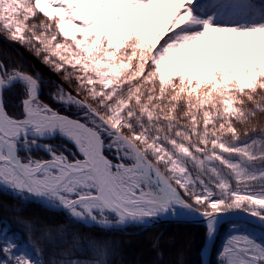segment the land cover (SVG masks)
Instances as JSON below:
<instances>
[{"label": "snow or ice", "instance_id": "1", "mask_svg": "<svg viewBox=\"0 0 264 264\" xmlns=\"http://www.w3.org/2000/svg\"><path fill=\"white\" fill-rule=\"evenodd\" d=\"M0 35L75 93L0 60V189L105 230L238 217L217 264H264V0H0ZM89 248L51 264H109Z\"/></svg>", "mask_w": 264, "mask_h": 264}, {"label": "trees", "instance_id": "2", "mask_svg": "<svg viewBox=\"0 0 264 264\" xmlns=\"http://www.w3.org/2000/svg\"><path fill=\"white\" fill-rule=\"evenodd\" d=\"M0 60L6 64L22 61L30 73H39L43 80L48 82V85L42 90V98L53 107L59 108V105L52 101L49 96V93L53 90L51 87L52 82L62 84L66 90L73 91L67 84H64L60 76L43 65L40 59L19 44L9 42L2 35H0ZM73 94H75L74 91ZM18 103L19 98L16 95L5 93V104L10 111ZM60 110L64 111V109ZM66 114L74 115L75 111L72 110L71 112H66ZM232 224L233 221H228L220 226L213 246L215 248L214 256L216 257H211L210 264H217L218 254L231 234ZM26 225H31V233H29ZM163 234L176 237L188 235L192 239L188 242L186 253H180L175 248L176 257L173 264L202 263L201 249L206 237L204 224L167 222L149 228L127 226L110 230L95 226L85 227L82 224L71 221L63 211L47 209L31 199L27 201L21 200L13 193L0 189V236L6 235L9 239L15 240L21 249L32 252L33 258L42 259L44 264H51L53 259L57 261L65 259L66 257L62 256L61 253L69 251L71 256L67 258L92 259L89 244L93 241L108 248L109 264H127V261L133 262L135 260L136 254H127L124 243L137 242L144 246H149V252L153 254L157 247L160 248L164 245V241H156V238H160ZM77 238L79 240L78 247L85 249L84 254L77 252L74 248V242ZM178 242L180 241L177 240V244ZM33 243L34 247H32ZM154 243L156 247L153 246ZM173 244L175 243L171 242V244H168L166 246L167 249L174 248L175 245L173 246ZM36 248L41 250L39 257L36 256ZM160 252L162 251L160 250ZM158 258L159 261L156 264L166 262L165 257L160 256ZM4 259L6 257L0 252V260Z\"/></svg>", "mask_w": 264, "mask_h": 264}, {"label": "rangeland", "instance_id": "3", "mask_svg": "<svg viewBox=\"0 0 264 264\" xmlns=\"http://www.w3.org/2000/svg\"><path fill=\"white\" fill-rule=\"evenodd\" d=\"M68 147L73 148V146L71 144H68ZM37 155H43V153H39ZM176 223H181V222H176ZM161 224H164V223H161ZM192 224H197V223H192ZM137 227H141V226H137ZM141 228H143V227H141ZM218 232H219V230H218ZM258 232H259V230H258ZM175 240H179L180 242H178V244L174 248L167 249L166 246L168 244H171V242H174ZM191 240L192 239L188 235L176 237V236H172V235L165 236L163 234L160 238H156V241L157 242H163L164 241V245L161 246L160 248L157 247V249H155L153 254H151L149 252V246H146V245L144 246V245L139 244L137 242H126V243H124L125 244L124 247L127 250L126 253L127 254H130V253L136 254V257L134 258L135 260L133 262L127 261V264H131V263H133V264H156L159 261L158 257H160V256H163L166 258V262L165 263L163 262L162 264H173L175 261V257H176L175 256L176 249H178L180 253H182V252L186 253L187 252L186 249L189 245L188 242H190ZM154 245H155V243L153 244V246ZM132 247H134V248H132ZM160 250L162 252H160ZM214 250H215V248L212 249L210 260H211V257L214 256V252H215ZM201 251H202V249H201ZM214 257H216V256H214Z\"/></svg>", "mask_w": 264, "mask_h": 264}, {"label": "water", "instance_id": "4", "mask_svg": "<svg viewBox=\"0 0 264 264\" xmlns=\"http://www.w3.org/2000/svg\"><path fill=\"white\" fill-rule=\"evenodd\" d=\"M45 208H47V207H45ZM47 209H49V208H47ZM50 210H52V209H50ZM240 215L242 216L243 214H240ZM237 218L238 217L229 216L228 218L223 219L222 222L219 225V228L222 225V223L228 222V221H234ZM167 222H181V223L204 224V221L202 219H199V218L193 219V218H174V217H169V218H163V219L156 220V221L152 222L149 226H146V227L141 226V227H143V228H149V227H152V226H155V225H158V224H161V223H167ZM128 226H137V225H128ZM219 228H218V230H219ZM214 241H215V239L213 241H209L206 238V242H205V254L203 255V253H202V264H210V256H211V252H212V249H213Z\"/></svg>", "mask_w": 264, "mask_h": 264}, {"label": "bare ground", "instance_id": "5", "mask_svg": "<svg viewBox=\"0 0 264 264\" xmlns=\"http://www.w3.org/2000/svg\"><path fill=\"white\" fill-rule=\"evenodd\" d=\"M158 225H159V224H158ZM152 227H153V226H152ZM206 238H207V237H205L204 244H203V246H202V253H203V255L205 254V242H206ZM214 242H215V241H214ZM174 243H175V244H173V246H174V245L176 246V245H177V240H175ZM213 246H214V244H213ZM203 249H204V250H203ZM201 261H202V259H201Z\"/></svg>", "mask_w": 264, "mask_h": 264}]
</instances>
